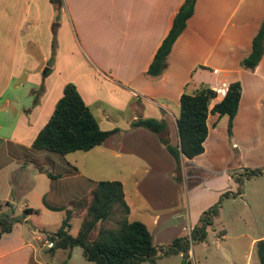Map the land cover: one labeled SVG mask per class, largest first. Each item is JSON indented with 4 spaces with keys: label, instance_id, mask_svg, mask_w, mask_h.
<instances>
[{
    "label": "crops",
    "instance_id": "0c3cea01",
    "mask_svg": "<svg viewBox=\"0 0 264 264\" xmlns=\"http://www.w3.org/2000/svg\"><path fill=\"white\" fill-rule=\"evenodd\" d=\"M183 1H113L109 13L112 18L120 16L121 26L115 25L110 32L119 31L127 38L152 39L154 49L157 50ZM103 4L101 0H55L54 3L50 0H0V204L9 203L17 217L26 209H33L38 211V215L40 213L58 216L59 222V217L61 214L63 216L66 210L72 211L73 217L76 218L81 215L83 208L81 206L80 211L76 207L69 209L70 196L78 195V199L82 201L92 183L100 181L82 176L74 166L63 162L64 157L53 154L57 159L48 158L45 151L33 150L31 145L50 118L55 103L62 95L64 85L74 81L70 77L66 78V82L59 80L56 71H50V68L46 67L50 41L53 36L59 39L64 31L71 33V28L67 25L66 11L82 31L85 29L82 26L84 22L97 25L95 20H103L99 17L101 10L105 11ZM56 8L60 14L58 24L55 20ZM63 15L65 18L61 19ZM103 18L106 21L104 14ZM263 18L264 0H197L192 17L171 48L164 73L157 78H149L145 73L151 60L144 72L142 70L141 76L131 75L122 82L131 88L130 93H127L128 97H136L146 102L139 117L159 120L153 107L156 104L153 100L155 95L171 99V102L179 107V98L184 91L193 92L199 85L205 84L195 79V69L200 66L206 68L202 70L216 71L222 77H229V80L222 81L220 86L209 85L217 90L220 99L229 83L236 80L240 82L241 98L233 119L232 130L243 110V105L245 112L252 111L258 114L259 102L264 97V55L253 71L243 70L239 63L249 54L251 40ZM111 23L116 24L117 21ZM73 30H76L75 27ZM97 32H106V26L103 29L98 28ZM208 40L211 42L208 43ZM33 51L41 58L35 60L32 56ZM201 54L204 55L203 60H197V56ZM214 55L221 57L209 63V59ZM87 78L91 83L87 84L88 88L95 83L98 86L117 84L120 90L123 88L121 82L101 77L97 70L91 71ZM39 86L46 88L47 91L33 105V92ZM245 87H248V90ZM76 88L91 110L98 95L84 87L81 90L77 86ZM119 92L126 94L125 90ZM113 93H117V90L112 89L110 95ZM245 97H249L245 99L248 100L247 104H243ZM124 102L125 99L117 104L115 102L108 104L119 107ZM164 112H168L173 120L177 118L170 111ZM139 117L133 115L130 118L131 123ZM219 119L216 115L207 118L208 134L203 143L204 152L199 156L205 155L206 141L212 138L208 136L209 123L211 128L215 129ZM167 128L164 138L169 141L171 130L168 122ZM126 130L125 133L121 132V135L115 133L102 146L96 148H101L99 150L102 153L111 152L115 158L122 155H141L144 158V173L137 176L133 171L132 176L135 177L133 191L146 203H151L153 209H158L161 203L155 204L159 201L157 197L159 191L167 192L173 187L169 179L174 171L173 162L153 133L143 128L129 130L128 126ZM174 130L176 132L175 125ZM113 140L118 141L120 145L116 146L119 143L113 145L111 143ZM176 140L177 143V136ZM208 165L209 170L213 168L211 163ZM71 170L72 175L65 176ZM47 174H50L51 178ZM42 180L43 184L39 185V181ZM120 183L123 185V182ZM31 217L32 215H27L14 223L11 231L0 238V264H37V251L32 243L42 241L43 232L31 221ZM178 217L177 210L165 216L156 214L153 224L159 227L160 222L175 221ZM26 221L32 223L31 226L25 223ZM179 228L180 226L175 225L165 226L156 235L150 232L153 243L156 246L169 245ZM45 243L42 242V245Z\"/></svg>",
    "mask_w": 264,
    "mask_h": 264
},
{
    "label": "rangeland",
    "instance_id": "374dc122",
    "mask_svg": "<svg viewBox=\"0 0 264 264\" xmlns=\"http://www.w3.org/2000/svg\"><path fill=\"white\" fill-rule=\"evenodd\" d=\"M101 1L104 2L105 11L103 12L102 9L99 17L103 20H95L97 25L95 23L91 25L88 21L84 22L82 26L85 29L82 31L66 11L67 25L71 28V33L64 31L60 34L59 39L53 36L49 43L46 67L50 68V71H56L57 79L66 82V78L70 77L74 80L73 84L80 90L84 87L95 92L98 96L95 97V104L91 112L97 122L102 119L100 128L103 130L117 129L118 135H121V132L127 131V126L129 130L131 129L130 118L133 115L139 117L146 105V102L139 98L128 97L127 93H130L131 88L122 82L131 75L141 76L142 70L144 72L156 49H154L155 44L153 45L154 40L152 39L127 38L119 31L110 32L115 25L121 26L120 16L112 18L109 13L113 1L117 0ZM56 11L55 20L59 21L60 14L57 8ZM103 14L106 21H104ZM63 18H65L64 15L61 16V19ZM114 20L117 21L116 24L111 23ZM104 26H106V32H97L98 28L103 29ZM73 27L76 30H73ZM88 28L90 29L88 30ZM210 42L208 40V43ZM32 56L35 60L41 58L34 51ZM220 57L221 55L219 57L214 55L209 59V63L219 60ZM203 58L204 55L201 54L196 59L203 60ZM189 60L190 58L187 60L188 63ZM65 66L70 67L65 69L63 68ZM94 70H97L101 77L113 78L121 82L123 88L120 90L117 84L113 85L116 87L113 88L111 85L98 86L96 83L88 88L87 84L91 85V83L87 75ZM195 72L197 82L200 80L211 86H220L224 81L229 80V77H222L216 71H205L200 67L195 69ZM112 89L117 90V93L110 95ZM245 89L248 90V87ZM122 90H125L126 94L119 92ZM46 91V88L39 86L34 90L33 97L36 95L39 98ZM47 98L50 99V97ZM247 98L249 97H245L244 100ZM123 99L125 102L119 107L108 104L114 102L117 104ZM153 100L156 103L153 107L158 114L159 121L166 122V125L168 122L169 130H171L170 144L176 145L175 120L168 112L164 111H170L178 117V105L172 103L171 99L167 100L160 95L153 96ZM247 102L248 100H245L243 104H247ZM258 110V114L252 111L248 113L245 112L243 105V110L230 136L227 133L228 118L226 116L217 121L215 129H212L209 123L210 135L208 136L212 138L206 141L205 155L194 160L183 158L179 164L168 153L158 136L153 133L167 151L174 165V171L169 178L173 186L172 189L167 192L160 190L157 195L159 201L155 205L161 203L162 208L153 209L150 206L151 203H146L139 194L133 191L135 180V177L132 176L133 171L137 176L144 173V158L141 155H122L120 158H115L111 152L102 153L99 150L101 148H95L89 152L77 151L64 156L63 162L66 161L70 166H74L86 178L123 182V192L124 195L126 194L124 200L130 211L129 221L141 222L154 235L165 226H180L181 229L179 228L172 241L182 239L189 242L193 227L201 226L200 220L203 213L218 206L217 217L212 220L211 226L206 227V238L203 242H191L190 251L184 257L182 252H177L175 255L157 259L155 264H259L255 243L264 239V97L259 102ZM166 130L168 131V128ZM111 143L115 145L119 142L113 140ZM119 145L120 143L116 146ZM46 155L48 158L57 159V156L52 153L46 152ZM207 163H211L213 168L209 170ZM47 170L49 169L47 168ZM209 171L216 173L211 174ZM252 171L259 174L249 176ZM72 173V170L68 171L65 176H71ZM41 184H43V180L39 181V185ZM77 196H70L69 209L72 210L73 207H76L77 210L79 208L82 210L83 200H79ZM176 210L179 212V217L175 221L160 222L159 227L162 226L160 229L153 224L156 214L165 216ZM57 217L40 213L31 217V221L37 224L43 232L41 233L42 241H33L32 243L37 251V264H90L83 257L80 247H74L70 252L47 248L45 242L50 240L46 238V235L52 234L61 225L62 214L59 217L60 222ZM115 221L116 216L99 225L97 229L101 227L113 228ZM79 225L80 220L74 217L69 228L71 236L77 235ZM253 241L254 243H252ZM42 242L45 245H42ZM159 247H166V245L161 244ZM141 264L150 263L143 262Z\"/></svg>",
    "mask_w": 264,
    "mask_h": 264
},
{
    "label": "trees",
    "instance_id": "16d2710c",
    "mask_svg": "<svg viewBox=\"0 0 264 264\" xmlns=\"http://www.w3.org/2000/svg\"><path fill=\"white\" fill-rule=\"evenodd\" d=\"M52 3L55 0H50ZM197 0H184L175 13L171 27L157 48L146 70L149 78L161 76L167 68V58L176 39L184 31L187 21L192 17ZM264 55V18L251 40L250 52L241 59L243 70L253 71ZM202 69L205 67L200 66ZM42 87V86H41ZM40 87V88H41ZM35 92H33L34 94ZM241 84L233 81L228 84L220 99L219 93L209 85H199L193 92L184 91L179 98V115L175 119L176 145L164 138L167 125L164 121L152 118L137 119L130 124L131 129L143 128L156 134L168 153L177 164L185 158L192 160L204 152L203 143L207 138V118L216 115L228 118L227 133L230 136L233 119L239 108ZM33 97V105L37 103ZM117 129L102 130L90 108L84 103L73 83L64 85L62 95L55 103L53 112L35 137L31 148L64 157L80 151L88 152L103 143ZM251 172L249 176H253ZM51 178L50 174H47ZM236 181H238L236 179ZM48 206V205H47ZM83 212L76 217L80 220L77 235L71 236L69 228L74 218L72 211L63 214L60 227L46 238L53 242V249L70 252L74 247L82 249L83 257L91 264H155L157 259L182 252L183 257L190 250L193 241L203 242L206 227L212 225L217 217L218 206L203 213L201 226L190 232V240L175 239L166 247L153 243L147 227L138 221H129V207L124 200L123 185L118 181H96L92 183L82 201ZM27 215H38L37 210L26 209L21 216L14 215L9 203L0 204V238L11 231L14 223ZM116 216L115 226L105 229L97 227ZM46 234V233H45ZM255 252L259 264H264V239L255 243ZM69 256V255H68Z\"/></svg>",
    "mask_w": 264,
    "mask_h": 264
},
{
    "label": "built area",
    "instance_id": "2783aa9c",
    "mask_svg": "<svg viewBox=\"0 0 264 264\" xmlns=\"http://www.w3.org/2000/svg\"><path fill=\"white\" fill-rule=\"evenodd\" d=\"M47 247L50 249L53 247V242H47Z\"/></svg>",
    "mask_w": 264,
    "mask_h": 264
},
{
    "label": "water",
    "instance_id": "95a60500",
    "mask_svg": "<svg viewBox=\"0 0 264 264\" xmlns=\"http://www.w3.org/2000/svg\"><path fill=\"white\" fill-rule=\"evenodd\" d=\"M25 223H27L28 225H30V226H31V223H30V222L26 221Z\"/></svg>",
    "mask_w": 264,
    "mask_h": 264
}]
</instances>
